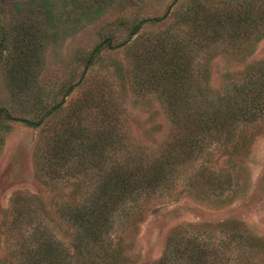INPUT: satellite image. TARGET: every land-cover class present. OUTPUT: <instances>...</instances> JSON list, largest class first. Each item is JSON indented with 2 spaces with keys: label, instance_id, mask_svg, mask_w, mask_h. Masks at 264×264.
Instances as JSON below:
<instances>
[{
  "label": "rangeland",
  "instance_id": "rangeland-1",
  "mask_svg": "<svg viewBox=\"0 0 264 264\" xmlns=\"http://www.w3.org/2000/svg\"><path fill=\"white\" fill-rule=\"evenodd\" d=\"M0 40V264L37 240L65 264H264V110L208 127L260 75L264 0H0ZM94 196L112 207L81 232Z\"/></svg>",
  "mask_w": 264,
  "mask_h": 264
},
{
  "label": "trees",
  "instance_id": "trees-1",
  "mask_svg": "<svg viewBox=\"0 0 264 264\" xmlns=\"http://www.w3.org/2000/svg\"><path fill=\"white\" fill-rule=\"evenodd\" d=\"M215 14L216 13L213 12V14H212L213 18L211 20L216 21V23H214V24H219V21L214 16ZM244 14H246V11H244ZM162 16H164V15H162ZM245 16H247V15H245ZM160 19H161V17H154V18H146V19L139 21L137 24H135L133 26V28L131 30V34H135L141 28V26L144 23L154 22L156 20L159 21ZM227 20L232 21V17L231 16L228 17ZM237 21H238V19H237ZM104 42L105 43L98 44L97 46L94 47L93 53H91L90 57L87 58L88 59L87 62H89V60L92 59V55H94V53H98L101 50V45L103 46V44H105L106 47L110 46L109 42H107V41H104ZM1 44H2V42L0 40V45ZM261 63H263V64H261L260 68L258 69V70L261 69L260 75H253V77L250 76L249 80H247L248 85L236 86L234 88L235 95H233V98H234V102H235V108H237V110H235V113H234V111H226L222 114H219L218 118L215 117L214 119H212V121H214V123H212V121L210 119L211 124L208 125V127L211 129L210 131H212V132L214 130L217 131L221 128V126L222 127L226 126L229 129V127L232 125V123L234 124V123L238 122L240 119H242V120L246 119V121H251L249 118L254 119L255 114H256V116H258V114L263 112V110H264V62L262 61ZM174 72H175L174 73V78H175L178 74L177 69ZM71 88L72 87L68 88L67 93H69ZM179 96L180 95H177V96L176 95H165L166 99L171 100V101L179 98ZM234 96H236V97H234ZM173 110H174V108H173ZM44 115H46V113H44ZM220 118H222V119H220ZM182 123H184V121ZM200 131L203 132V130H201L198 127L197 132H200ZM193 134L192 135H182V136L185 139L189 136L192 137ZM210 134H212V133H210ZM72 135H73L72 132L67 134V136H69V137H72ZM109 137H110V135L105 133L100 138H97V141L103 139V140H107V142H110V141H108ZM59 138H63V135H61ZM199 138H201V137L199 136ZM83 139L81 138L80 141L82 142ZM85 140L86 139H84V141ZM98 143H100V142H98ZM174 143H179V145L174 146L175 150L168 151L167 155L165 154L161 157L158 156L156 159L153 160L152 163H146L144 165L146 167H150V168H148V170L146 169V167H143L141 165L142 163H140V161H137V163H136L137 168L142 170L144 172V174L147 176V178L150 177L149 179L146 180V183L151 184L152 179H158L165 172L172 169L173 166L180 163L181 152H183V149H182L183 145H180V141H178V140L173 141L172 145ZM102 146H103V144H98V148H97L94 145H92V143H91L90 145H88V148L92 151V153L96 152V154L99 155L101 152H103ZM50 154H52V153H48V155L46 156L48 160L50 158ZM124 163L127 165H130L131 161H128L127 159H125ZM45 164L48 167H53L51 170L54 169V171L58 172V169L55 166L57 164H61V163L58 160V161H54V163H52L51 161H47ZM133 167H135V166H133ZM107 170H105V172H103L106 175L105 176L106 180H107L106 185L101 183V184H99L98 189L104 190L105 188H107L108 186L111 185V182L114 183V181H115V175L113 174V172H112L111 177H110V175H108L111 169L107 168ZM131 170H133V169L131 168ZM122 181L126 185L125 186V188H126V187H129L130 185H132L133 180L130 178H127L125 176H121L119 179V182H122ZM85 205H87V204H85ZM88 205H89L90 209L87 210L88 206H86L84 208V212L82 215L84 218H83V220L80 221L81 232H83V230L85 232L87 230L88 231L95 230V228L97 227V223H98L97 219L100 216H106L105 214L112 207L110 201L103 199L100 196L92 197L91 202L88 203ZM98 207L100 208V210H95ZM93 212H96L95 216L90 215V213H93ZM85 222L88 225H85ZM98 226H99V224H98ZM42 242H43L42 240H37L32 244V247H31L33 249V254L31 255L32 262L31 263L29 262L28 264H65L66 262H68L69 259L63 258L62 263H59L57 258H52V256H49V255H51V253H53L54 249L56 248L55 247L56 244L45 243V242L42 243ZM19 250H20V247H19ZM20 252H22L23 254H26L25 253L26 249L23 251H20ZM221 253L225 254L224 247H223V251H221ZM194 254H195V250L191 249L189 257H193ZM200 254L203 255L202 256L203 258L205 256L204 259H209V260L213 261L212 257L210 258L209 255L207 253H205L204 250H201ZM236 256H237V253H236ZM207 264H211V262L207 263Z\"/></svg>",
  "mask_w": 264,
  "mask_h": 264
}]
</instances>
